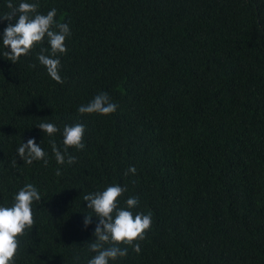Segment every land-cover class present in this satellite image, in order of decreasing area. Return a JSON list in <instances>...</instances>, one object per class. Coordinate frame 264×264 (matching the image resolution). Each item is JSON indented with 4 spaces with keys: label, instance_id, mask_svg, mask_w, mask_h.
I'll list each match as a JSON object with an SVG mask.
<instances>
[{
    "label": "trees",
    "instance_id": "1",
    "mask_svg": "<svg viewBox=\"0 0 264 264\" xmlns=\"http://www.w3.org/2000/svg\"><path fill=\"white\" fill-rule=\"evenodd\" d=\"M26 2L55 8L71 36L58 84L40 46L17 63L2 56L0 19V206L25 183L42 197L16 264H87L98 218L83 196L113 184L127 188L120 206L139 197L132 211L151 212L152 225L139 253L110 264H264V0ZM101 92L114 113H78ZM42 122L60 131L50 138ZM77 122L85 148L58 165L49 141L63 151V127ZM28 139L47 166L19 157Z\"/></svg>",
    "mask_w": 264,
    "mask_h": 264
},
{
    "label": "clouds",
    "instance_id": "2",
    "mask_svg": "<svg viewBox=\"0 0 264 264\" xmlns=\"http://www.w3.org/2000/svg\"><path fill=\"white\" fill-rule=\"evenodd\" d=\"M8 12L0 19L9 21L3 31V45L5 49L2 56L12 63H17L22 56L31 55L32 51L40 46L37 60L46 69L47 74L58 84L64 80L60 75V56L66 55L68 48L66 40L71 36L67 23L58 22L57 10L52 8L47 14L39 12V3H29L22 0L15 6L12 0H7ZM14 21V23H13ZM47 42L48 47H43ZM35 67V65H33ZM117 105L113 103L106 92L94 96L86 105L78 108L81 115L98 114L107 116L114 113ZM44 134L52 138L60 129L51 122H42L37 125ZM86 126L77 122L72 125L65 124L62 131L63 151L57 146L54 139H50L52 153L58 165H72L76 157L69 153V149L83 150L85 148L84 133ZM16 152L24 164L31 165L34 161H43L47 166V153L36 143L35 139H28L21 143ZM17 162L13 161L15 166ZM57 176L62 173L57 168ZM135 175V166H129L124 175ZM134 183V181H133ZM127 191L119 184L107 186L101 191L88 193L83 196L87 208L98 218L94 236L88 247L94 255L87 264H110L128 255V248L140 252V242L146 237V232L152 225V214L142 212L133 213L132 209L139 206V197L132 196L125 201L126 207L120 206V198ZM41 193L33 183H25L14 194L10 207L0 206V264H16L20 240L26 231L35 227L32 205L41 201ZM92 216L87 214L83 221L87 227L92 223Z\"/></svg>",
    "mask_w": 264,
    "mask_h": 264
}]
</instances>
